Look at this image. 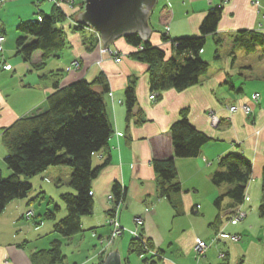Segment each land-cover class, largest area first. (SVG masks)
I'll return each mask as SVG.
<instances>
[{
	"label": "crops",
	"instance_id": "0c3cea01",
	"mask_svg": "<svg viewBox=\"0 0 264 264\" xmlns=\"http://www.w3.org/2000/svg\"><path fill=\"white\" fill-rule=\"evenodd\" d=\"M51 7L40 11L47 14ZM215 7H222V18L217 30L206 36L200 53V58L209 65L208 72L198 84L182 92L174 89L158 92L155 101L149 100L152 92L149 66L133 60L129 56L134 52L133 47L120 38L109 44L110 50L123 55L115 63L108 53L99 52L101 45L94 38H82V33H75L72 23L66 21L69 26L64 31L69 50L45 60L40 52H35L31 65L26 64L28 75H25L17 67L14 72V66L9 63L14 51L17 55L16 28L15 34L9 32L10 35L0 28L6 36L0 58V172L4 178L11 171L4 163L7 153L1 142L3 129L43 109L46 97L55 91L56 81L59 88H64L77 80L93 82L104 76L109 84L104 106L113 128L106 149L92 157L94 166L108 159L109 163L92 180V214L81 218L82 231L72 238H63L54 233L52 221L43 219V214L54 205L60 214L56 215V221L64 218L66 207L61 195L73 193L69 184L71 168L49 167L29 180L22 178L32 185L31 192L26 198L10 201L0 214V264H32L31 254L49 249L55 240L61 243L63 264H104L116 248L121 264H142L144 256L129 252L132 240L129 231L135 229L136 216L143 221L139 232L162 256L158 264H264V216L259 214L264 170V46L256 45L251 52H256L253 56L238 43L248 38L249 32L264 36V0H155L151 7L155 22L148 21L153 29L149 40L160 46L166 57H174L170 42L161 45V33L165 32L171 40L198 36L201 22ZM75 60L80 68L68 71L69 64ZM43 67L45 72L40 73ZM130 81L135 85L137 111L133 110L129 117L124 101ZM94 89L100 92L101 86ZM257 92L259 101L254 104L251 96ZM243 103L254 110L251 116L228 109ZM183 109L187 110L189 123L210 140L196 158H175V183L181 189L160 197L161 179L153 163L173 157L169 130ZM211 112L219 118L216 128L210 122ZM230 152L242 154L252 164V176L239 207L245 216L237 225L223 221L214 227L216 217L230 213L231 208L227 198L221 203L220 213L214 207V201L227 186H214L211 179L219 169V159ZM115 183L126 191L117 212L119 222L128 232L114 239L111 245L103 246L101 239L110 235L106 223L110 209L108 197ZM28 210L34 216L27 219L24 214ZM220 230L236 234L241 240L217 243L214 234ZM200 240L210 245V251L199 259L193 247ZM221 252L225 258L219 257Z\"/></svg>",
	"mask_w": 264,
	"mask_h": 264
},
{
	"label": "trees",
	"instance_id": "16d2710c",
	"mask_svg": "<svg viewBox=\"0 0 264 264\" xmlns=\"http://www.w3.org/2000/svg\"><path fill=\"white\" fill-rule=\"evenodd\" d=\"M74 1V6L78 3L81 6L84 2ZM82 9H77L76 13L68 16L53 4L49 14L39 12L40 20L20 21L16 27V54L22 56L24 61H30L35 52H40L42 60H45L62 51L67 45L66 33L59 25L76 20ZM221 14L222 7L211 8L199 26L198 36L171 40L175 56L168 60L165 59L164 50L149 40H142L138 34L124 37V41L133 47L134 52L130 53V57L149 66L151 91L174 89L182 92L201 81L203 75L208 72L209 65L200 58V53L205 46L206 36L217 30ZM75 23L76 26L72 25L73 31L82 32L85 29L83 23ZM69 29L72 30L71 27ZM247 34L248 38L238 40L240 47L245 48L247 52H253L256 45L264 46L263 35L250 32ZM160 36L164 42L170 40L164 33ZM139 45H142V49H138ZM97 85L101 86L100 92L94 89ZM53 87L55 91L46 97L43 109L18 119L2 131L1 142L7 153L4 163L11 175L4 178L0 172V214L10 201L26 198L31 192L32 185L23 181V177H36L49 167H70L72 173L69 184L73 193L61 195V202L66 207V216L56 221L59 208L54 205L53 209L43 214V219L54 223L53 231L58 236L72 238L82 231L81 218L92 214V180L109 163L108 159L94 166L92 160L93 155L106 149L113 130L103 100L104 94L109 91V84L105 77L100 75L93 82L77 80L64 88H59L56 81ZM134 87V83L130 81L125 90L124 103L129 117L136 108ZM169 135L173 145V157L163 161L155 160L153 163L155 173L161 179L160 197H168L169 192L176 193L181 189L179 184L175 183V158H196L210 140L189 123L186 109H183L180 118L173 122ZM218 165V171L212 175V184L217 187L225 185L227 189L214 201V207L220 213L221 203L227 198L230 200L229 209L233 211L244 200L247 183L252 176V164L242 154L230 152L219 159ZM262 173L260 216H264V170ZM111 191L115 203L122 202L126 191L117 183L112 186ZM219 217L220 215L212 224L214 227L220 224ZM149 247L152 248L151 245ZM129 252L144 256L142 264H158L160 259L149 256L144 246L133 239L130 241ZM30 258L32 264H63L65 259L58 240L53 241L49 249L32 253Z\"/></svg>",
	"mask_w": 264,
	"mask_h": 264
},
{
	"label": "water",
	"instance_id": "95a60500",
	"mask_svg": "<svg viewBox=\"0 0 264 264\" xmlns=\"http://www.w3.org/2000/svg\"><path fill=\"white\" fill-rule=\"evenodd\" d=\"M85 12L80 13L76 20L89 24L101 33L103 48L117 37L139 31L144 40L151 29L146 18L152 10L155 0H84ZM146 9V10H145ZM137 108L134 109V112ZM104 264H121L117 248L109 254Z\"/></svg>",
	"mask_w": 264,
	"mask_h": 264
},
{
	"label": "rangeland",
	"instance_id": "374dc122",
	"mask_svg": "<svg viewBox=\"0 0 264 264\" xmlns=\"http://www.w3.org/2000/svg\"><path fill=\"white\" fill-rule=\"evenodd\" d=\"M84 1V0H83ZM78 3V2H77ZM73 4H74V2H73ZM72 4V5H73ZM80 4H82V3H80ZM51 5H53L52 3H50L48 0H0V28H4V29H6V32L8 33V35H10L9 34V32L11 33V32H13V34H15V32H14V30H15V28H16V26H17V24L19 23V21H21L20 19H22V18H24V19H26V20H40L41 19V17H40V10L41 9H47V7H50ZM55 6L57 7V5L55 4ZM77 6V9H81V8H83L81 11H82V14H83V12H85L84 10H85V1L83 2V5H81V6H79V3L76 5ZM52 8V7H51ZM58 8V7H57ZM64 8H66L67 10H68V7L67 6H63V9ZM146 10V9H145ZM51 11V10H50ZM49 11V12H50ZM152 10H150V21H153V22H155V19H153V14H155V13H153V12H151ZM69 12V14L70 15H72L73 13H76L77 12V10L76 9H72L71 11H68ZM77 17V16H76ZM18 22V23H17ZM70 23H72V25L74 24L75 26H76V24L77 23H75V22H81V21H78V20H73V21H69ZM86 26H85V29L83 30L84 31V33H83V31L81 32V31H74L75 33H78V34H81L82 35V38H84V37H90V38H94L95 39V41L97 42V41H101V33L100 32H98V31H96L95 29H93L89 24H85ZM69 25H68V22H65V23H63L62 25H59V27H63L64 29H66V27H68ZM92 29V30H91ZM150 29V28H149ZM95 33H99L98 35H94ZM153 33V29H151V31L149 32V34H148V37L146 38L147 40H144V39H142V40H144V41H148L149 40V36L151 35ZM162 33H164L165 34V32H162ZM0 34L2 35V36H4V34L0 31ZM132 34H138L139 36H140V34H139V31H137V32H134V33H132ZM5 37V41H6V36H4ZM161 37V36H160ZM264 37V36H263ZM117 38H120V39H122V40H124V37H121V36H119V37H117ZM170 39V38H169ZM4 41V42H5ZM150 42H151V40H149ZM163 41V40H162ZM168 42H170L171 43V45H172V42H171V39L168 41ZM167 42V43H168ZM152 43V42H151ZM164 43H166V42H164L163 41V43H161V45L162 44H164ZM66 44H67V41H66ZM142 45H139L138 46V49H142V47H141ZM160 47V46H159ZM161 48V47H160ZM242 48V47H241ZM162 49V48H161ZM67 50H69V46H68V44L66 45V47L62 50V51H60L61 53L62 52H64V51H67ZM163 50V49H162ZM4 51V50H3ZM59 52V53H60ZM102 52V51H101ZM118 52V51H117ZM2 52H0V58H2V54H1ZM248 53H250V55H255L256 54V52H255V54H253V53H251V52H248ZM212 54V53H211ZM120 56H122V54H119ZM129 56H130V54H129ZM123 57V56H122ZM122 57L119 59V61L122 59ZM13 58H16V59H13ZM165 59L166 60H168V59H170V58H168V57H166V54H165ZM78 61V60H77ZM118 61V62H119ZM79 62V61H78ZM9 63H10V65H12V66H14V72H16V69L18 68V70H19V72H20V74L23 72V71H25V75H28V72H26L27 71V67H26V64H30L31 65V63H30V61H24V59H23V57L22 56H19L18 54L17 55H15V51L12 53V57H11V59H9ZM116 63V62H115ZM2 65L5 67V68H7V65L3 62L2 63ZM22 66H24V67H22ZM2 67V66H1ZM0 67V68H1ZM15 67H17V68H15ZM4 68V70H6ZM45 67H43V69H44ZM80 68V67H79ZM78 68V69H79ZM9 68H7V70H8ZM35 69H37V68H35ZM42 69V70H43ZM42 70H40V73H43V72H45V69L42 71ZM71 70H73V71H75V70H77V68L74 70V69H68V71H71ZM2 71H0V73H1ZM13 73V72H12ZM39 73V74H40ZM258 93V92H257ZM257 93H255V94H257ZM259 94V93H258ZM158 95H159V93L158 92H156V91H152L151 92V95H150V97H149V100L150 101H155L157 98H158ZM254 95V94H253ZM260 96V95H259ZM241 105V104H240ZM231 107V106H230ZM229 109V108H228ZM237 110H239V109H237ZM236 110V111H237ZM36 113V112H35ZM35 113H33V114H35ZM32 115V114H31ZM212 115V112H211V114L209 115V117H210V122H211V125H212V127H214V128H216L217 126H219V124H220V122L218 123V120L215 122V119H213V117L211 116ZM214 115V114H213ZM28 116H30V115H28ZM212 117V118H211ZM113 132V131H112ZM121 134V133H120ZM120 134H117V135H120ZM111 135H112V133H111ZM110 135V136H111ZM110 138V137H109ZM24 178V177H23ZM26 180H29V178L27 177V178H25ZM52 195H53V193H52ZM113 201H114V199H113ZM34 203V205H35V202H33ZM121 203L122 202H120L118 205H121ZM113 204V202H110V209L112 208V205ZM39 207V205H37L36 206V208H38ZM109 209V210H110ZM58 216L60 215L59 214V212H57L56 213ZM141 233V232H140ZM194 251V250H193ZM210 250L208 249V251H207V253L209 252ZM206 253V254H207ZM205 254V255H206ZM134 255V254H133ZM195 256L197 257V258H201L202 256H200V257H198L196 254H195ZM162 256L159 254V256L157 257V259L158 258H161ZM204 257V256H203Z\"/></svg>",
	"mask_w": 264,
	"mask_h": 264
},
{
	"label": "built area",
	"instance_id": "2783aa9c",
	"mask_svg": "<svg viewBox=\"0 0 264 264\" xmlns=\"http://www.w3.org/2000/svg\"><path fill=\"white\" fill-rule=\"evenodd\" d=\"M50 3L52 2V4H56L57 5V7L59 8V9H63V6H65V5H67V6H69V8H70V11L72 10V9H74L76 6H74V4H73V2L75 3V1L74 0H48ZM73 4V5H72ZM92 30V29H91ZM94 34V33H93ZM99 34V33H98ZM97 33H95L94 35H98ZM4 41H5V37L4 36H2L1 34H0V52H3V50H4V46H3V44H4ZM110 52V55H111V58L112 59H114V61L117 63L118 61H119V59L123 56H120L119 54H121V53H119V52H116V51H112V50H109V49H106V50H104V52L106 53H108L109 54V52ZM70 66L68 67V69L70 70V69H78L79 67H80V64H79V62L77 61V60H75V61H73V62H71L70 64H69ZM7 68H9L10 69V67L7 65ZM259 94L257 93V94H254V95H252L251 96V100H252V102L254 103V104H256L258 101H259ZM237 109H239V110H241L246 116L248 115V116H251L252 114H253V112H254V110H252V108H251V106L250 105H236V106H231V107H229V111H231V112H236V110ZM212 117H213V119H215V122L217 121V117L216 116H214V115H211ZM211 117V118H212ZM217 123V122H216ZM109 199H112L110 196H109ZM114 206V205H113ZM112 206V207H113ZM28 215H29V213H28ZM27 215V216H28ZM244 216H245V213L243 212V210L242 209H236V210H233L232 211V215H231V218H233V220H232V224H236L239 220L241 221V219H243L244 218ZM116 217V216H115ZM108 223L112 226V238H114V234L116 233V235L118 236V235H120L121 234V232L122 231H124V229L122 228V226H121V224H120V222H118V218L117 219H114V220H108ZM141 223L142 222H136V224H135V231H133V233H137L136 234V236H134L135 238H137L138 240H140L141 242H143V244H146L145 242H144V240H143V237H142V235H141V233L139 232V230H138V228L140 227V225H141ZM138 230V231H137ZM220 236V235H219ZM223 238L224 237V235H221L220 236V238ZM230 239L231 240H233V241H238V238H236V237H234V236H231L230 237ZM194 251H195V254L198 256V257H200V256H205V254L207 253V251H208V245L206 244V242H202V241H200V243H198L197 245H195V247H194V249H193ZM221 258V257H220Z\"/></svg>",
	"mask_w": 264,
	"mask_h": 264
},
{
	"label": "bare ground",
	"instance_id": "6f19581e",
	"mask_svg": "<svg viewBox=\"0 0 264 264\" xmlns=\"http://www.w3.org/2000/svg\"><path fill=\"white\" fill-rule=\"evenodd\" d=\"M52 3V2H51ZM65 6H67V5H65ZM68 7V10L66 9V8H64V9H62L64 12H66V14L69 16L70 14H69V12L68 11H70V8H69V6H67ZM47 14H49V13H47ZM150 14H148V16H147V22H146V24H147V26L149 27V28H151L150 27V24L148 23V21H150ZM83 25H85V24H83ZM86 26V25H85ZM129 35V34H128ZM147 40V39H146ZM97 45H101V47H100V53L102 54V55H104V54H107V52L105 53L104 52V50H106V49H109L110 50V45L108 44V45H106L105 46V48L104 49H102L103 48V42L102 41H97ZM102 51V52H101ZM109 52V51H108ZM104 53V54H103ZM109 55H110V52H109ZM111 56V55H110ZM115 62V61H114ZM242 105H247V104H245V103H243ZM249 105V104H248ZM214 116H216V115H214ZM217 117V120H218V123H219V118H218V116H216ZM121 135L122 134H120V135H118V137H121ZM163 161V160H162ZM112 199H109V197H108V201H110V202H113V204L112 205H114L109 211H108V216H107V220H106V223H107V225L109 226V228H110V235L109 236H107L106 238H103V239H101V241H100V243L101 244H103V246L104 245H111V243L114 241V239H116V238H118V237H120V236H122L123 234H124V232L126 231V232H128L127 231V229L126 228H124L122 225V228L124 229V231H122L121 232V234L120 235H116V233L114 234V238H112V226L108 223V220H114V219H117L118 218V222H119V216H118V209H119V207H120V205H118V204H116L115 203V201H113V196L111 195L110 196ZM244 201V200H243ZM239 207H241L240 205L238 206V207H236L234 210H236V209H238ZM28 213H29V215H28ZM28 215V216H27ZM231 215H232V210H230V213L229 212H224L223 214L222 213H220V224H222L223 223V221H225L226 223H229L230 225H237V224H239L241 221L239 220L236 224H232V220H233V218H230L231 217ZM24 216H25V218H31V217H33L34 215H33V211L32 210H28V212L27 213H25L24 214ZM116 216V217H115ZM244 219V218H243ZM243 219H241V220H243ZM60 221V220H59ZM133 222H134V224H136V222H142L141 223V225L143 224V221H142V218L141 217H139V216H136L134 219H133ZM121 224V223H120ZM219 224V225H220ZM140 225V226H141ZM217 227V226H216ZM133 231H135L134 229L133 230H131V231H129L130 233H131V235H132V239L133 240H135V241H138L139 243H141L143 246H144V248H145V250H146V252H148L149 253V256H153L154 258H156V257H158L159 256V254H157V252H155L152 248L150 249V247H149V245H150V243L149 242H147V241H145V239H144V237H143V234L141 233V235H142V237H143V240H144V242L146 243V244H143V242H141L140 240H138L137 238H135L134 236H136V232L135 233H133ZM221 235H224V237L222 238H220V236ZM231 236H234V237H236V238H238V241H240L241 240V238L238 236V235H236V234H228L227 232H225V231H223V230H220V231H216L215 232V234H214V240L215 241H217V243L219 242V241H221V240H229L230 242H238V241H233V240H231L230 239V237ZM103 240V241H102ZM200 241H202V242H205V241H203V240H200ZM200 241L199 242H197L196 243V245L198 244V243H200ZM105 242V243H104ZM207 245H208V249H210V245L208 244V243H206ZM195 247V246H194ZM194 247H193V249H194ZM219 257H221V259L222 258H225V254L224 253H220V256ZM119 260H120V258H119Z\"/></svg>",
	"mask_w": 264,
	"mask_h": 264
}]
</instances>
